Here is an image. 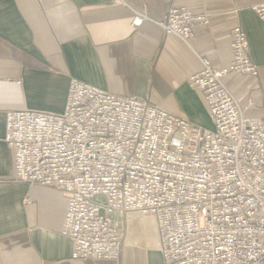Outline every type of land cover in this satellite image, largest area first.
<instances>
[{
    "label": "built area",
    "instance_id": "obj_1",
    "mask_svg": "<svg viewBox=\"0 0 264 264\" xmlns=\"http://www.w3.org/2000/svg\"><path fill=\"white\" fill-rule=\"evenodd\" d=\"M253 11L264 22V0ZM147 20L135 11L132 28ZM209 24L172 6L159 26L190 47L195 27ZM231 49L228 67L199 58L188 80L212 130L78 79L60 114H7L16 180L67 198L62 234L72 259L118 261L125 231L116 216L136 213L156 219L165 264H264V121L246 117L224 83L232 73L258 75L240 26Z\"/></svg>",
    "mask_w": 264,
    "mask_h": 264
},
{
    "label": "crops",
    "instance_id": "obj_2",
    "mask_svg": "<svg viewBox=\"0 0 264 264\" xmlns=\"http://www.w3.org/2000/svg\"><path fill=\"white\" fill-rule=\"evenodd\" d=\"M0 0V264H165L156 219L116 216L124 227L118 261L74 260L62 234L68 208L60 191L16 180L6 143L7 114L64 111L71 79L113 94L147 99L192 125L212 130L201 92L188 85L199 58L231 64V34L246 33L258 75L232 73L224 83L246 117L264 121L263 0ZM172 6L209 16L190 47L159 23ZM135 11L149 20L133 29Z\"/></svg>",
    "mask_w": 264,
    "mask_h": 264
}]
</instances>
